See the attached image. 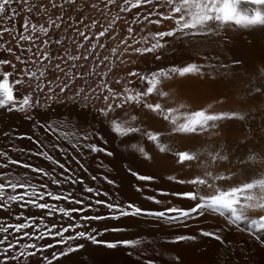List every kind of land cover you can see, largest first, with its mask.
Listing matches in <instances>:
<instances>
[{
    "label": "bare ground",
    "instance_id": "1",
    "mask_svg": "<svg viewBox=\"0 0 264 264\" xmlns=\"http://www.w3.org/2000/svg\"><path fill=\"white\" fill-rule=\"evenodd\" d=\"M122 3L123 0H114L113 4H107V0H71V3L68 0H20L19 3L13 4L16 13L6 20H0V44L4 45L0 48V59H8L15 64L17 78L23 80L22 85L15 87L23 94L30 95L34 101L38 94L35 88L37 83L45 84L39 93L42 97L48 94L47 86L52 85L60 102L48 104L49 122L64 120L65 123L74 125L77 131L93 126V130L98 131L107 141L103 144L106 150L113 152L109 157L103 153L90 154L89 150L84 149V155L81 156L71 149L70 145L60 141L59 143L68 147L69 151L87 166L88 171L78 169L74 161L70 167L78 170L79 176L89 186L98 185L121 201L136 202L148 209H154L160 206L145 200L144 197L153 195L157 199L179 201L177 206L187 203V198L161 195L162 192H179L191 187L177 184L175 180L169 181L167 176L194 179L202 172L200 165L207 159V154H219L223 159L209 162L214 173L223 175L226 179L217 182L219 192L211 191L208 195L231 192L233 187L243 188L245 184H251L252 188H244L243 195L237 193L241 204L244 203V196H253L257 200L264 196V27L244 29L228 26L218 29L215 34L181 38L180 41L173 42L172 47L164 54L158 50L156 53L141 55L132 49L143 47L145 38L150 45L153 32L166 31L174 25L172 21H165L157 16H149V19L160 20L156 25H150L143 19V15H146L152 6L160 4V0H153L152 6L141 5L140 8L130 9L129 12L120 10L119 5ZM137 11L142 13L138 18L139 24L133 23ZM156 11L167 14L170 9L161 4L156 7ZM116 17L120 18L115 19L114 24L110 23ZM93 21L96 23L93 24ZM33 25L36 27L35 32L31 31ZM129 26L133 29L131 34L127 31ZM41 27L47 28L48 32L41 33ZM105 28L108 29L105 36L97 38L95 34ZM80 32L89 35V41H84ZM21 34L30 35L32 39L22 41L19 38ZM45 39H51L53 42L44 44ZM57 39L60 40L59 44L54 43ZM133 39L137 41L136 44H132ZM164 39L173 41L170 37ZM121 40H125V44H121ZM93 43H103L105 47L97 46L89 52L88 49ZM8 48L12 51L8 52ZM37 52L40 53L39 56L35 55ZM45 52H48L47 56H44ZM85 55L87 60L83 58ZM155 55H161V60L156 61ZM17 56L28 63L21 64L16 59ZM237 60L240 61L239 64L234 63ZM188 63L201 65L200 73H190L183 77L176 75L170 80H162L156 85V91L150 97L144 98L145 102L155 101L161 104L165 111L171 108L172 111L167 113V121L163 116L144 109L142 105L136 106L135 101L131 105L122 106L126 112H120L119 115L112 113L108 119L97 112L96 109L107 103L103 100L107 90H100L104 83L124 95L123 89L129 79L133 81L136 90L147 86L138 82L135 77H128L129 71H155L158 67H180ZM221 64L226 67L220 68ZM56 65H59V68ZM3 70L12 69L9 66H0V71ZM22 70L31 71L35 76H24ZM85 72L89 73L87 77L83 76ZM76 73L80 75L72 80L71 88L66 89L65 93H59L56 84L69 76H75ZM117 81L120 83L117 84ZM133 85L128 87L132 89ZM88 87L93 91L88 93L90 99L87 102L82 97L74 96L77 89L84 88L87 92ZM257 88L260 89L259 92L256 91ZM160 91L165 95L160 96ZM129 94L135 93L131 91ZM14 96L17 99L22 98L16 92ZM68 96L74 98L69 100ZM193 111H223L235 114L226 116L216 122L215 128L204 132L177 133L169 137L167 133L171 127L170 122L175 120L184 123L185 118ZM31 112L32 110L18 112L13 109L9 112L7 109H0V150L8 152L13 159H21V153L11 151L13 147H33L30 141L22 138L31 134V121L24 119L25 115ZM132 116H136L135 121L131 120ZM111 118L117 119L122 127L138 125L148 131H160L159 142L172 150L159 152L156 143L148 141L147 137L140 133L118 135L112 131ZM71 130L57 128L58 132ZM39 131L43 135V130ZM91 142L100 146L95 137ZM141 149L147 152L148 159H145ZM173 150L187 151L189 155L199 153V156L179 166L175 164L178 157L174 156ZM50 154L65 162V158L60 157L58 153L50 151ZM2 160L3 158H0V162ZM31 162L49 169L52 167L39 157H33ZM97 162L107 167L97 168ZM130 169L138 175H151L154 179L139 181L131 175ZM8 170H12L13 175L29 171L21 169L19 165H9L7 169H0V172ZM30 175H33V183L46 181V178L44 181L40 180L38 174ZM90 175L107 176L114 181V185H108L106 180L91 181ZM55 187L50 185L51 189ZM137 187H141V192L135 191ZM77 188L82 186H74L72 190ZM20 191L22 190L17 189V192ZM48 202L52 203L50 200ZM234 207L239 211V205ZM222 210L224 216L219 212H209L204 218H198L195 222L189 221L187 228H171L146 217L94 221L93 226L106 223L110 227H121L124 231L104 232L102 236L97 237L98 240L104 241L100 244L78 241L84 244L83 248L69 253L66 257H60L59 261H53V264H143V259H152L153 264H264V228L251 223L252 220L258 221L259 216L264 215V210L250 209L248 219L238 220L232 225H228V218L232 215L231 209ZM42 211L13 206L14 214L23 212L33 215ZM4 219L9 217L0 209V220ZM9 222L16 221L9 219ZM217 228L227 229L221 233L223 244L211 236L201 235L202 230L212 232ZM175 235L192 236L193 239L173 242ZM118 240H139L141 243L107 247L108 243H116ZM45 242H51L50 238L39 243ZM62 247L55 246L57 250ZM52 250L47 249L44 254L50 257ZM141 252L144 255L138 260L137 256ZM12 264H42L41 254L22 258Z\"/></svg>",
    "mask_w": 264,
    "mask_h": 264
},
{
    "label": "snow or ice",
    "instance_id": "2",
    "mask_svg": "<svg viewBox=\"0 0 264 264\" xmlns=\"http://www.w3.org/2000/svg\"><path fill=\"white\" fill-rule=\"evenodd\" d=\"M19 2L20 0H0V20H6L12 14H15L16 9L13 7V4ZM68 2L71 3V0H68ZM113 3L114 0H107V4ZM145 4L152 6L153 0H123V3L119 7L122 12H129L130 9H138L141 5ZM161 4L166 5L170 9L167 14L156 11V7H159ZM141 15L142 13L137 11L133 17V23L139 24L140 20L138 18ZM149 16H157L165 21H172L174 26L166 31L158 30L153 32L151 34L152 42L150 45L148 39L145 38L143 40V47L137 46L132 49L133 52L141 55L144 53H156L158 50L161 51V54H164L172 47L173 42H178L181 38H195L209 33L215 34L218 29L228 26L244 29L257 26L264 27V0H160V4L152 6L147 14L143 15V19L150 25L160 23L159 19H149ZM119 18H114L110 23L114 24L115 19ZM25 23H27V20ZM95 23L96 21H93V24ZM3 30L7 31L8 29ZM31 31H36L34 25ZM107 31L108 29L105 28L104 31L96 33L95 36L97 38L104 37ZM127 31L131 34L133 31L132 27L129 26ZM40 32L47 33L48 29L41 27ZM79 34L83 37L84 41H89V35H85L84 32H80ZM165 37L173 38V41L170 42L164 39ZM19 38L22 41L32 39L30 35L23 34ZM52 42L51 39H45L44 44ZM54 43L59 44L60 40L57 39ZM120 43L125 44V40H121ZM136 43L137 41L133 39L132 44ZM97 46L100 48L105 47L103 43L99 45L93 43L88 51L91 52V49ZM3 47L4 45L0 44V48ZM6 50L8 52L12 51L11 48ZM35 55L39 56L40 53L37 52ZM47 55L48 52H45L44 56ZM83 58L87 60L88 57L85 55ZM16 59L21 64L26 65L28 63L20 56H17ZM69 59H73V57H69ZM155 60H161V55H155ZM234 63L239 64L240 61L237 60ZM0 66H9L12 69L11 71H0V109H7L9 112L13 109L18 112L32 110L31 114L24 117L25 120L31 121V134L25 135L22 138L30 141L33 146L28 149L23 147L19 149L13 147L11 149L12 152L18 151L21 153V159H13L8 155V152L0 150V158H3L2 162H0V169H7L9 165H19L21 169L29 170L22 171L16 175H13L12 170L0 172V209H3L7 213L9 219L16 221L9 222V219L0 220V257H2L0 258V264H12V262H18L22 258L33 257L37 253L41 254L42 264H53V261H59L60 257H66L69 253H74L77 249L83 248L84 244L78 241H91L92 244H100L104 241L98 240L97 237L102 236L104 232L124 231L121 227H110L106 223L93 226L92 222L94 221H118L123 217H146L171 228H187L189 221L195 222L198 218H204L209 212H219L221 216H224L225 214L222 209H231L232 215L228 218V225H232L238 220L248 219L250 209L264 210V196H261L258 200L253 196H244V203L241 204L239 201L237 193L243 195L244 188H252L251 184H245L243 188L233 187L231 192L226 191L219 195L207 194L211 191L219 192L217 182L226 179L225 176L214 173L212 165L209 162L215 161L218 158L223 159L219 154L213 155L208 153L207 159L202 161L200 165L202 172L197 174L194 179H177L175 175L166 177L169 181L175 180L177 184L191 186L189 189L179 192L161 193L163 197L171 195L187 198V203H183L180 206H177L179 201L157 199L153 195H148L144 197L145 200L152 201L154 205L160 206L159 208L148 209L136 202L121 201L108 190H102L98 185L89 186L79 176L78 170H73L70 167L74 161L78 169H83L87 172V166L81 163V160L72 151H69L68 147L59 142L63 141L67 145H70L71 149L81 156L84 155V149H87L90 154L103 153L105 156L110 157L113 155V152L106 150L103 146L107 141L98 131L93 130V126L77 131L74 125L65 123L64 120L49 122L47 113L48 104L60 102V98L55 95L54 87L48 85V94L42 97L39 93L44 89L45 84L37 83L35 88L38 94L33 101L30 95L23 94L19 88L15 87L23 84V80L17 78V73L15 72L16 65L8 59H0ZM56 67L59 68V65H56ZM201 67V65L188 63L180 67H158L155 71H129L127 73L128 77H135L138 82L145 83L147 86L136 90L133 81L129 79L123 89L124 95H121L119 91H114L108 84L104 83L103 88L100 90H107V94L103 96V100L107 103L96 110L100 116L108 119L112 113L119 115L120 112H126L122 106L125 104L131 105L135 101L136 106L142 105L144 109H149L151 112L156 113V115L163 116V119L167 121L169 119L167 113L171 112L172 109L168 108L165 111L161 104L155 101L145 102L144 98L150 97L156 91V85L160 81L170 80L176 75L183 77L190 73H200ZM219 67L224 68L226 66L221 64ZM22 72L24 76L30 78L35 76L31 71L22 70ZM79 75L80 73H76L75 76H69L61 83L56 84L55 87L58 88L59 93H65L66 89H70L72 80ZM88 75L89 73L87 72L83 73L84 77ZM116 83L119 84L120 81ZM128 85H133V88L130 89ZM92 91L91 87L87 88V92L84 91V88H79L75 91L74 96L76 98L82 97L87 102L90 99L88 93ZM131 91H134L135 94H129ZM256 91L259 92L260 89L257 88ZM14 92L22 96V98L17 99L14 96ZM158 94L160 96L165 95L162 91ZM73 98V96L67 97L69 100ZM97 98L93 97V99ZM230 114L234 115L235 113L193 111L185 118L184 123L172 120L167 135L171 137L177 133L204 132L209 128H215L216 122L223 120ZM131 120L135 121L136 116H132ZM111 124L112 131L118 135L140 133L142 136H146L148 141L155 142L159 152L172 150L159 142L160 131H148L138 125L122 127L115 118H111ZM57 128H71L72 130L58 132ZM39 130H43V135ZM93 137H95L96 141L100 142V146L96 142H91ZM50 151L58 153L60 157H64L65 162H61L54 155H51ZM141 152H143L145 159L149 158L147 152H144L143 149H141ZM173 154L178 157L175 164L179 166H183V162L192 161L199 156V153L189 155L187 151L173 150ZM33 157L42 158L43 161H47L52 167L49 169L46 166L42 167L39 163H32L31 159ZM96 167L106 168L107 166L101 162H97ZM57 169L61 171H57ZM130 171L131 175L139 181L154 179L151 175H138L136 171H132L131 169ZM30 173L38 174L40 180L44 181L46 178V181L39 184L33 183V175H30ZM90 180H106L108 185H114V181L107 176L90 175ZM50 185L56 186L55 189H51ZM64 185H68L69 187L65 188ZM77 185L82 186V188H77L75 191L72 190ZM6 189L10 191H6ZM17 189H21L22 191L17 192ZM135 191L137 193L141 192V187H137ZM49 200L52 203H49ZM14 205H18L21 208L43 211L33 215H26L23 212L14 214ZM234 205H239V211ZM251 223L257 225L259 228H264V215H260L258 221L252 220ZM226 231L227 229L225 228H217L212 232L202 230L201 235L204 237L211 236L223 244L224 240L221 233ZM46 238H50L51 242L39 243L40 241H45ZM190 239H193V237L175 235L173 242ZM140 243L141 241L139 240H118L116 243H108L107 247L114 248L117 244ZM56 245L63 247L57 250L55 248ZM47 249H53L50 257L44 254ZM143 255L144 253L141 252L137 256V259L140 260ZM143 264H153V261L152 259H143Z\"/></svg>",
    "mask_w": 264,
    "mask_h": 264
}]
</instances>
